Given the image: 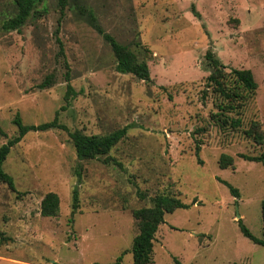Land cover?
<instances>
[{
	"label": "rangeland",
	"instance_id": "rangeland-1",
	"mask_svg": "<svg viewBox=\"0 0 264 264\" xmlns=\"http://www.w3.org/2000/svg\"><path fill=\"white\" fill-rule=\"evenodd\" d=\"M65 1L60 15L58 0H38L17 30H0V147L17 134L16 116L24 125L57 118L67 129L29 132L3 164L14 189L0 183V264H133L132 212L158 195L187 208L165 215L151 264H264V248L238 227L262 238L264 166L242 156L264 152L244 136L251 121L264 134V0ZM15 14L11 0H0V26ZM103 34L146 62L149 82L115 71ZM207 51L257 84L239 131L209 123ZM47 77L50 86L39 89ZM123 128L108 164L77 160L68 132ZM221 155L233 167L220 169ZM48 193L59 199L53 218L40 214Z\"/></svg>",
	"mask_w": 264,
	"mask_h": 264
},
{
	"label": "trees",
	"instance_id": "trees-1",
	"mask_svg": "<svg viewBox=\"0 0 264 264\" xmlns=\"http://www.w3.org/2000/svg\"><path fill=\"white\" fill-rule=\"evenodd\" d=\"M16 14L14 17L6 20L1 26L2 31H14L23 25L32 13L38 0H11ZM60 7V15L63 14L65 0H58ZM90 23L95 27L99 34L102 30L94 25L95 19L89 15ZM104 41L108 44L113 53L116 65L115 71L123 75H132L136 79L149 82V69L144 61H139L134 53L127 46L119 44L112 36L103 34ZM59 43V42H58ZM60 53L62 54V46ZM206 68L209 72L205 78L204 89L201 93V101L204 104L206 100H212L213 112L209 113V123L215 126L221 132H236L243 127L242 116L245 108L254 100L257 92V84L252 73L249 70H238L227 68L216 58L211 52L205 54ZM68 81V79H67ZM51 84V77H47L45 81L39 85V89L43 90ZM71 89L65 96L68 102L71 95ZM14 124L17 126V134L9 139L0 147V183L7 185L13 191V180L3 170L11 148L21 142L29 132H47L53 129L67 131L60 125L57 118L51 122L40 125H24L20 117L16 116ZM208 127H202L195 133L196 135L204 134ZM127 134V128L119 129L105 136H86L80 131L68 132L70 142L73 145L76 158L79 162L97 160L103 157V163L108 164L110 158L109 152L122 140ZM244 136L248 138L255 147L261 148L264 145V134L261 124L257 121H251L248 128L244 131ZM200 141L196 142L195 155L197 161L201 164L198 154L200 152ZM245 161L260 163L264 166V152L259 156L249 157L242 156ZM218 167L222 170L233 167V159L227 155H221L218 159ZM79 176L80 174L77 173ZM236 195L237 192L230 185L223 182ZM78 206V193L74 189L72 192V211ZM187 206L179 199L166 195H158L152 199L150 208H142L132 212V217L138 222V234L132 242L131 254L133 264H151L153 254V242L160 225L164 223L165 215L172 214L176 210L185 209ZM59 210V199L54 193H48L44 196L40 204V214L45 218L56 217ZM261 221H262V238L254 237L251 232L238 222L241 234L251 241L253 244L264 248V201L261 203ZM120 258L114 264H120Z\"/></svg>",
	"mask_w": 264,
	"mask_h": 264
},
{
	"label": "water",
	"instance_id": "water-1",
	"mask_svg": "<svg viewBox=\"0 0 264 264\" xmlns=\"http://www.w3.org/2000/svg\"><path fill=\"white\" fill-rule=\"evenodd\" d=\"M240 216H237V218H239Z\"/></svg>",
	"mask_w": 264,
	"mask_h": 264
}]
</instances>
